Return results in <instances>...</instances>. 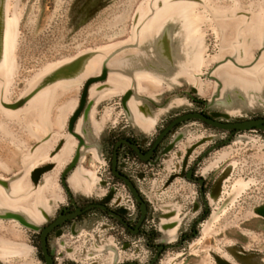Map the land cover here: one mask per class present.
Listing matches in <instances>:
<instances>
[{"label":"rangeland","instance_id":"rangeland-1","mask_svg":"<svg viewBox=\"0 0 264 264\" xmlns=\"http://www.w3.org/2000/svg\"><path fill=\"white\" fill-rule=\"evenodd\" d=\"M102 71L81 112L90 108L100 131L77 138L68 119L85 80ZM160 90L171 108L143 142L188 111L264 116V0H0V264H45L36 240L67 203V167L89 171L84 200L111 194V208L138 216L111 178L110 142L140 137L120 109L124 95ZM227 136L199 121L179 124L134 173L148 205L143 233L90 210L50 235L56 264H147L151 244L173 245L155 264H264V133L240 131L202 155ZM196 158L204 199L184 175ZM190 224L196 234L180 241Z\"/></svg>","mask_w":264,"mask_h":264},{"label":"flooded vegetation","instance_id":"flooded-vegetation-1","mask_svg":"<svg viewBox=\"0 0 264 264\" xmlns=\"http://www.w3.org/2000/svg\"><path fill=\"white\" fill-rule=\"evenodd\" d=\"M203 113H205L206 115L210 116V112H205V111H201ZM182 114V113H181ZM180 115V114H179ZM178 116V115H177ZM176 117V116H175ZM256 117H260V116H256ZM173 119V118H172ZM171 119V120H172ZM170 120V121H171ZM190 120H195V119H190ZM169 121V122H170ZM188 121V120H186ZM199 121V120H197ZM168 122V123H169ZM185 122V121H184ZM202 122V121H200ZM166 123V124H168ZM183 123V122H181ZM179 123V124H181ZM204 123V122H203ZM165 124V125H166ZM178 124V125H179ZM178 125H176L172 130H174ZM208 125V124H207ZM165 127V126H164ZM163 127V128H164ZM212 127V126H211ZM162 128V129H163ZM160 129V131L162 130ZM217 129V128H216ZM171 130V131H172ZM220 130V129H218ZM158 131V133L160 132ZM170 131V132H171ZM222 131H225V130H222ZM169 132V133H170ZM228 132L229 134V131H226ZM157 133V134H158ZM168 133V134H169ZM167 134V135H168ZM236 134V133H235ZM234 134V135H235ZM166 135V136H167ZM156 137V136H155ZM154 137V139H155ZM166 138V137H165ZM122 139H126V140H129L130 142L132 143H135L137 144L141 151L143 153L147 152L149 150V148L151 147L152 143H153V140L152 141H145L143 142L142 138L141 137H133L132 135L130 134H118L116 136L113 137L112 141L110 142V150H111V156H110V165H109V171H110V175H111V178L113 180H115L116 182H119L121 184H123L124 187H126V189L128 190V187L127 185L120 179L118 178L117 176H115L112 171H111V159H112V153H113V149H114V146L115 144L122 140ZM164 140V139H163ZM162 140V141H163ZM162 141L160 142V144L156 147L151 159L147 160V161H144V160H141L137 154L135 153V151L127 144L125 143H120L117 147V164H116V169L119 171V173H121L122 175H125L132 183L133 185L135 186V188L137 189L139 195L141 196L142 200L145 202L146 204V207H147V212H146V215L148 213V205H147V202L145 200V198L143 197V194L140 190V188L138 187L137 183H136V180L134 178V173L136 172V168H138V166H140V164L142 165H146V164H150L157 152H158V149L162 143ZM147 142V143H146ZM145 143V144H143ZM203 155V154H202ZM200 162V158H196V160L193 161V163L190 164V166L187 167V169L185 170V177L186 179L188 180H191L193 181L194 183H197L198 186H199V194H200V197L201 199H204V188L206 186V181H205V178H203L202 176H199L198 174H196V166L199 164ZM139 164V165H137ZM192 169V173H191V177L190 178H187V173L188 171ZM62 177V176H61ZM201 177L202 178V183H200L197 179ZM65 178L66 176H63L62 177V185H63V188H64V192H65V197H66V204H62L58 209H57V212H56V215L54 216V218L51 220H55L59 214H60V209L64 208V209H67L66 211L63 210L62 213L64 214H67L68 212H72L74 211L76 208H79V209H84L86 206H89V205H92V204H102L105 206L106 209H101L97 206H90L87 210H84L83 212H81L80 214H78L75 218L73 219H66L64 220L62 223H60L59 225H57L52 231H50L47 235V246H48V250L49 252L52 254V257H53V260H54V264H56V261L54 258V255L50 249V246H49V237L50 235L53 233V232H57L58 229L60 227H62V225H64L65 223H68V222H71V221H74V220H78L80 218H82V216H84L88 211L90 210H93V209H97V210H100L102 213L106 214L108 217L112 218V219H115L116 222L123 228L125 229L126 231H128L129 233L133 234V235H137V234H140V233H143V224L145 222V219H146V215H145V218L143 219V221L141 222V224L136 228V224L138 222V219H139V216H140V208H139V203L135 200V198L132 196V194L130 193V191L128 190L129 194L132 196V198L134 199V201L136 202V205L138 206V209H139V214L137 217H135L134 219L130 217V212L127 211V209L125 207H118V208H111L110 205H109V201L112 197L111 194H108L106 195L104 198L100 199V200H84L83 198H87V196H83V195H77V194H74L69 186L67 185L66 181H65ZM201 191L203 192V196H201ZM84 200V201H83ZM78 201H82V203L78 202ZM206 203H204V213L207 211V207L205 205ZM109 211H112L115 213V215H112V214H109ZM203 213V214H204ZM200 219H202V216H200ZM51 221H49L47 224H49ZM46 224V225H47ZM45 226V225H44ZM42 228V227H41ZM41 230V229H40ZM153 233L151 232H147L146 235H147V238L148 239H151L153 236H152ZM196 234V231L194 229V226L193 224L191 225L190 224V227H189V233H185L183 232L181 237H180V241L184 240V239H187L189 238L190 236H193ZM38 240H39V233H38ZM150 245V244H148ZM163 246L161 249H159V246ZM173 245H166V244H157V245H153L151 244V247L155 248V253L154 255L152 256V258L149 260V262L147 264H149L152 259L155 257V255L157 254V258L156 260L153 262V264H155V262L157 261V259L159 258L160 254L162 253V251H164L165 249L169 248V247H172ZM39 248H40V243H39ZM40 252H41V249H40ZM42 255V254H41ZM44 262V260H43ZM64 264H75V263H72V262H66ZM121 264H137L135 262H125V263H121Z\"/></svg>","mask_w":264,"mask_h":264},{"label":"water","instance_id":"water-1","mask_svg":"<svg viewBox=\"0 0 264 264\" xmlns=\"http://www.w3.org/2000/svg\"><path fill=\"white\" fill-rule=\"evenodd\" d=\"M106 77V71H102L100 75L94 76V77H89L85 80L79 101L77 107L74 109L73 113L70 115L68 119V124H67V129L70 133H73V127L75 124V121L81 114L85 103H86V98H87V93H88V88L92 83H95L97 81H101ZM215 114H211L210 116L206 115L205 113L201 111H188L184 112L176 117H174L168 124L165 125V127L156 135L155 139L153 140V143L149 150L145 153H143L140 149V147L135 144L130 142L129 140L122 139L118 141L113 149L112 153V159H111V171L112 173L120 178L128 187V190L132 194V196L135 198V200L139 203V208H140V216L138 219V222L136 224V228L141 224L143 219L145 218L146 212H147V207L145 202L142 200L141 196L139 195L137 189L133 185V183L125 176L119 173V171L116 169V164H117V147L120 143H125L129 145L137 154V156L144 161H147L151 159L156 147L160 144V142L166 137V135L179 123L184 122L186 120L190 119H195L202 121L209 126H212L214 128L220 129V130H225L229 131L228 136L222 140L221 142L216 143L215 145L209 147L203 155H205L207 152L211 151L212 149L218 147L219 145L226 144L230 142L231 138L234 136L235 133H238L240 131H246V130H261L264 133V116L260 117H253V118H247V119H241V120H232V121H225V120H220L215 117ZM48 167H42L38 168L34 171L32 178L35 180L36 175L42 171H45ZM192 169H190L187 173V178L191 177ZM200 183H202V178L199 177L197 179ZM201 196H203V192L201 191ZM206 205V204H205ZM90 206H97L101 209H106L104 205L102 204H92L89 206H86L84 209H79L76 208L72 212H68L67 214L62 213L63 210L67 209H60V214L59 216L51 221L49 224L43 226L39 232V243H40V249H41V254L44 260L45 264H54V260L52 257V254L48 250L47 246V235L50 231H52L57 225L62 223L66 219H73L75 218L78 214L83 212L84 210H87ZM109 214L115 215L114 212L109 211ZM163 246H159V249H161ZM157 254L155 257L152 259V261L149 264H153V262L156 260Z\"/></svg>","mask_w":264,"mask_h":264},{"label":"crops","instance_id":"crops-1","mask_svg":"<svg viewBox=\"0 0 264 264\" xmlns=\"http://www.w3.org/2000/svg\"><path fill=\"white\" fill-rule=\"evenodd\" d=\"M158 92L152 97L150 95L140 96L138 93H128L124 95L121 101L120 109L123 112L126 124L140 137L152 135L171 108L166 102V99L163 100L162 98V95L165 96L164 93H162L161 90L160 93ZM93 114L95 115V113ZM96 117L93 118L90 108L89 111L83 112L81 116L78 117V120H76L77 122L75 121L74 124V130L79 135H76L77 138L82 135L85 136L84 139L86 140L98 134L100 131V122H98ZM71 167H74L72 171ZM71 167L63 169L61 176H66L65 181L74 194L89 196L92 193V188H90L87 176V172L89 171L82 166L76 168L75 166Z\"/></svg>","mask_w":264,"mask_h":264},{"label":"trees","instance_id":"trees-1","mask_svg":"<svg viewBox=\"0 0 264 264\" xmlns=\"http://www.w3.org/2000/svg\"><path fill=\"white\" fill-rule=\"evenodd\" d=\"M195 121H197V120H195ZM201 123H203V122H201ZM203 124L206 125V126H208V127H211V126L207 125L206 123H203ZM212 128H214V127H212ZM214 129H216V128H214ZM36 241L38 242L37 247H38V251H39V257L43 261V257L41 255L40 248H39V240L37 239Z\"/></svg>","mask_w":264,"mask_h":264}]
</instances>
